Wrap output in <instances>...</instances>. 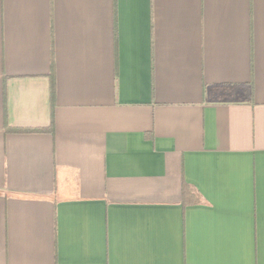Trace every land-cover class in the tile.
<instances>
[{"label": "crops", "instance_id": "obj_1", "mask_svg": "<svg viewBox=\"0 0 264 264\" xmlns=\"http://www.w3.org/2000/svg\"><path fill=\"white\" fill-rule=\"evenodd\" d=\"M0 264H264V0H0Z\"/></svg>", "mask_w": 264, "mask_h": 264}, {"label": "trees", "instance_id": "obj_2", "mask_svg": "<svg viewBox=\"0 0 264 264\" xmlns=\"http://www.w3.org/2000/svg\"><path fill=\"white\" fill-rule=\"evenodd\" d=\"M54 93H55V86H54V79L53 75H50V84H49V94H50V103L53 106L54 103ZM52 123L44 129H32V130H21V129H16V130H11L12 132L15 133H36V132H48L52 133ZM185 190H183V193L185 194Z\"/></svg>", "mask_w": 264, "mask_h": 264}]
</instances>
